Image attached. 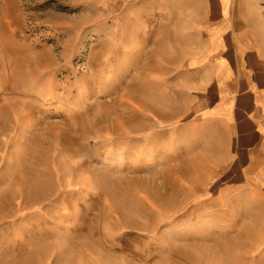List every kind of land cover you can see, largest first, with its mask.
<instances>
[{"label": "rangeland", "instance_id": "1", "mask_svg": "<svg viewBox=\"0 0 264 264\" xmlns=\"http://www.w3.org/2000/svg\"><path fill=\"white\" fill-rule=\"evenodd\" d=\"M183 6L0 0V264H264V186L196 138ZM238 12L264 51V0Z\"/></svg>", "mask_w": 264, "mask_h": 264}, {"label": "crops", "instance_id": "2", "mask_svg": "<svg viewBox=\"0 0 264 264\" xmlns=\"http://www.w3.org/2000/svg\"><path fill=\"white\" fill-rule=\"evenodd\" d=\"M178 13L174 16L181 18L182 28L186 26L194 55L197 49L208 50L195 62H188L189 69L211 63V68L205 69L209 75L198 79H207L202 96L206 107L198 109L196 128L199 145L203 141L202 155L210 162L207 168L213 175L249 180L244 185L239 183L232 193L253 191L256 184L263 187V48L252 46L242 34L228 35L244 33L236 20L244 15L238 12V0H184ZM205 33L209 34L207 40Z\"/></svg>", "mask_w": 264, "mask_h": 264}, {"label": "bare ground", "instance_id": "3", "mask_svg": "<svg viewBox=\"0 0 264 264\" xmlns=\"http://www.w3.org/2000/svg\"><path fill=\"white\" fill-rule=\"evenodd\" d=\"M78 93L81 95L82 92L79 90ZM84 97H85V96H84Z\"/></svg>", "mask_w": 264, "mask_h": 264}]
</instances>
